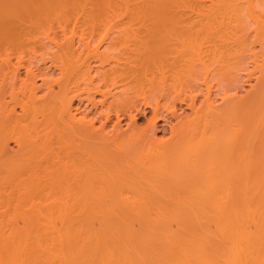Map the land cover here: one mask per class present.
I'll list each match as a JSON object with an SVG mask.
<instances>
[{
    "label": "bare ground",
    "instance_id": "6f19581e",
    "mask_svg": "<svg viewBox=\"0 0 264 264\" xmlns=\"http://www.w3.org/2000/svg\"><path fill=\"white\" fill-rule=\"evenodd\" d=\"M188 1L187 0H0V60H5V54L7 53V51H6V49H4V46L9 44L11 41H15L17 47L20 49L19 50L17 48V52L19 51V53H17V55L19 54V57H18V62H19L18 67L19 68H17V66L13 67V65H12V67H10L9 71L0 72V190H1L0 196H2L3 193L5 195V192L6 193L10 192V194L12 193V197L13 198L15 197L14 199L11 198V200H10L9 199L10 195L7 194V196L9 198L6 196V198L8 200L5 201V203H3V201L5 199L4 195H3L4 198L3 199L1 198L0 204L2 202L4 204V206H3L4 208H2V206L0 205V210L4 209L3 212L9 210L8 213L11 212V214L9 213V215L6 216V214H8L6 212V214L3 213L4 214V216L2 215L3 217L0 216V228L3 226V223L6 221L5 218L6 219L7 218L13 219L15 217H18L17 221L22 220L21 223L20 222L17 223L16 218L13 220L9 219L8 221H10V222L16 221L17 225H14L15 222L11 223L13 225L12 226L10 225L11 228H10V226H8L7 229L13 228V231L10 229H9L10 231L7 230L8 232L4 231V234H5L4 237H6V235H7L6 233L11 232V234L12 233L14 234V232H18V230L17 231L14 230L16 228V229H21L22 231L26 230L25 233H28V234H30V233L32 234L33 232L37 231L38 234L40 233V235L41 234H45V235L55 234L54 235L55 238H57L56 234L60 235L58 237L59 238L58 240L63 245L64 244H66V245L67 244H76L77 245V243L83 242V243H85V245H87V243H90V244H92L91 246L95 245L97 248H98V246L99 247L110 246L111 248L112 247H116V248L119 247L120 250L122 248V250L124 251L125 249H123V248H126V247L127 248H131V247H134V248L138 247L139 248L140 247V249H138V248H136V249L138 251L142 250V251H140V253H138V252H135L134 249L133 250L131 249L132 251H130V249H129V252H126L127 254H124L125 253L124 252L123 253L124 255H123V254H120V252H119L118 254H120V255L115 256L113 254V256L110 257V252L113 253L115 251V248H114L113 249L114 251L112 250L109 252V258L108 259L107 258H102V259L99 258L97 263L94 262V264H109L110 262H112L111 264H264V52L261 51L262 54H261V52H259L260 50L264 49V48H262L263 46L259 45V46H261L262 49L260 48V50H256L255 53L253 51L252 56L250 54V57L255 58L254 59L255 62L252 61V63H254L256 65L253 68H256V69L259 68L261 71V73H260L261 76L258 73L260 78L258 77V79L256 80V82L259 80L258 81L259 85L257 83L258 87H257L256 92L253 91L254 94L252 95V93H251L252 96H249V94H248L249 99L245 98L247 96H245V97L243 96V98H245V100L248 99V101L246 100L247 102L246 101L241 102L243 99V98L241 99L242 96L238 95L239 96L238 97L236 92H235L238 90L237 87L240 83V81H236L237 80V78H236L237 71L239 70V68H241V66H242L241 64H243V66L246 65V60H244V58L247 56L244 57V56H242L243 55L242 54L241 55L242 57H240V55H238L239 58L237 57L236 61L233 62L232 66H229L228 65L229 63L225 64V65H227V68H228V66L230 68L229 74H231V75L229 76V74H228V80H229V78H231V80H233L232 77L235 76L233 81H234V84L237 83L238 85L237 84L235 86L232 85V87H231L230 84H233V82L231 81V82H229V85H227V87L223 86L224 87V88H222L223 91L220 88V86H221L220 82L217 83V85L220 83L219 84L220 86L216 85L218 87V89L216 86L213 87V88L216 87L215 88L216 93H214L215 97L213 96L214 97L213 99L217 98L216 94L219 95L221 93L220 97H221V95H222V97L221 98L218 97L219 99H221V102H220L221 104H214L211 101V100H213L211 98H212V95H213L212 92L214 91V89L213 90L211 89L212 88L211 85L205 84V86L207 88V91H206L207 94H206L204 99L208 100V101L205 100V102H207L210 105V107H209L206 104L212 113L209 112L210 110L208 108H207L208 110L206 109L207 112L204 111L205 109L203 110L202 107H204V106H202V105H204L205 103L201 104V102H200L201 105L200 104H199V106L197 105V101H199L198 96H199V92L201 91L200 90L201 87L198 86L199 90H200L198 92V90H197L198 87H196V85H195V87L197 88L196 90H195V88H192L194 85H192V86L190 84L188 85L189 88L190 87L191 88L188 91H187V89L183 91V92L186 91L185 95H183L184 96L183 100H185V96H186V98L188 97L187 99H189L188 100L189 104L186 103L187 101L185 102V104H188V107L191 109V113H190V115L186 116L187 118L185 120L182 118V120H179L177 122V126L172 129V136H171V139L169 141L161 142L160 140H158L156 133H155L157 126H156V128L152 126V128H154L155 132L152 128H151L152 130L149 128V130H151L148 132L149 135L146 134V136H143L141 139H140L141 135H139L140 137L138 138V136H136L135 133H131L130 135H129L130 132L128 133L126 131H120L117 133L116 129H118V127L116 128V126L121 125L120 122H121V119L123 118V115L120 112H123L125 110L127 111V109H125L123 111H122V109H124L125 106L130 107L129 105L127 106V104H130L133 101H136L133 99V98H135V97H133L135 94L134 93L135 89L132 91L133 96L131 98L133 99V101L129 97V94L131 96L132 93L130 91L131 88L128 87L127 83H132V79L134 78V77L133 78L131 77V82L130 81L128 82V80H130L128 77L130 72L128 74H125V72L121 73V71H115L112 68L105 69V70L112 69V71L111 70L110 71H104V70L101 71L100 69L96 70V68H97L96 65H99V64H96V65H94L95 66L94 67L95 72L93 73V74H96L97 75L96 76V75L91 74V72H92V70H94V68L91 67L90 65L88 66V64L91 63V62H89V63H87V67L85 66L83 71H79L80 74L77 73V74H79V76H77L76 73H75L76 75L74 74L75 77L77 76L78 78L76 79L74 76L71 75L73 77V79L74 78L75 79L71 80L72 83L67 84V83H65V81H68L71 78L70 76H68L67 73L70 72L69 64L70 63L72 64V62L71 61L68 62L69 59L67 60L66 57L67 56L69 57L72 53V52L70 53V51H71L70 48H72V47L74 48V46L71 45V42H74V41H72V38H71L72 35H70V37H68V39L71 40L69 43L70 45L66 44L67 40L66 41L62 40V45H64V46H65V44L69 45L68 49L70 51L64 50V49H66L65 48L66 46L64 48H62L63 46H60L61 45L60 40L62 38L58 39V41H56L54 38L50 37V38H52V40L54 39V41H56V42H52L49 39L50 40L49 43H45V41L49 38L48 36H47L48 38L44 37V40L39 39L41 37V35H43L42 32L45 31L44 29L47 28L51 24V23L50 24H48V23L52 20L54 22V18L55 17L57 18L59 15L61 16V19H64L62 22V23H65L64 25L72 26V24H74V23H75V25L82 24L81 26L80 25L76 26V27L80 26V28L83 27V25H88V26H90V28H89V31H90V29L92 27L91 25L95 24V26H93V27H96V24H98L99 22H100L99 25L100 24H102V25L107 24L106 20H105V23H103L104 19L106 18V14H107L106 19H108V20H109V17L112 16V12L115 13L114 15H116L117 13L121 14V15L118 14L117 15L118 17L124 16V13H126L128 15L130 14L131 17L129 16L128 19L129 18L130 19L129 20L127 19V20L131 25H132V22L134 23V21L140 22L141 24L142 23L143 24L148 23L150 28L147 27V25L145 24L146 28H149V29H148L147 35H146V33L144 34V36L146 35V37L144 39L142 38L143 41L145 40L146 41L145 43H147V45H148L147 50H145V51H147V53H148L147 59H149V61H150V65H149L150 68L149 67H147V68L150 71H154V72L157 70H160V71H157L158 72L157 74H159V73L161 74L162 69L165 71V68H167V66L169 65V64L166 65V62H165V64H162L163 63L162 62L163 57L164 56L166 57V54L163 55L164 54V50H163L164 45H162V42L164 41V39L166 37H168L167 33L165 32L164 29L165 28H166V30H167V28L172 29L171 27H168V24H171L172 27H173L172 24H174V27H176L175 26V24H176L177 27H180V28H181L182 24H184L183 28L185 27V21L187 20V17H185V16L188 14V12H189L188 10H190V7H189L190 4L187 3ZM190 1H192V0H190ZM190 1H189V3H191ZM200 1H198V2H200ZM194 3H195V0H194L193 4ZM200 3H201V6L203 7L204 10L206 7L210 8V9L212 8L213 10H214V8L217 7V9H218V10L216 9L217 11L221 10L218 7H224L225 10L230 9V11H231V9H232V11L235 9L234 12H236V10H237L238 11V13L236 14L237 16L235 15L234 12H233V14H230V15H232V18L234 15L236 17H238V19L234 18L236 20L235 21L236 24H237V21H239L240 24L244 23L245 21H247L246 18H248L250 16L249 13L247 14L248 17L244 16L245 15L244 13L246 11H248L244 8L245 6L249 9L250 13L252 12L250 10L258 9L259 12L264 10V0H202ZM186 5H188V6L185 7ZM195 5H196V3H195ZM195 5H191V9H192V6L195 7ZM199 6H200V4H199ZM196 7H195V9H196ZM183 8H184V10H185V8H189L188 10L186 9L188 11L187 14L185 13L186 10H185V12H183L186 15H184L181 12L183 10ZM242 8H244L245 12H244V10H241ZM260 8L263 10H261ZM197 9L200 12H202V14L205 13V11H201L199 7H197ZM210 9L209 10L206 9L207 12L210 11ZM213 10H212V13L210 12V14H208L206 12L207 20H208V17H210L209 15L213 14ZM216 10H214V11H216ZM222 10H223V8H222ZM109 11H111V16H108ZM192 11L194 12L196 10H194V8H193V10H191L189 12L188 19L189 20L192 19V21H193L194 14H192V16H193L192 18H189V17H191L190 13H192ZM197 11H196V13L198 14ZM230 11L228 13H230ZM239 11L241 12V14H244V15L242 16ZM242 11L244 13H242ZM180 12H181V15L183 14V17L179 14ZM226 12H227V10L223 11L221 13L217 12L215 14L216 15L219 14V16H220L221 14H224V13L226 14ZM256 13L254 12V15ZM263 13L261 12L260 16H261V14L264 15ZM215 14H213V15L216 17ZM226 15L228 16V14H226ZM226 15H224L225 19H226ZM257 15L259 16V13H257L256 16ZM199 16L198 15L196 16L197 20H198ZM204 16H205V14H204ZM214 16H212L211 18H213ZM219 16H217L218 18H216V20H214L215 17L212 20H214V21L219 20V22H221V21L224 22L225 19L222 17L223 15H221L220 18H219ZM260 16L259 17L254 16L255 18H257L256 22L254 21V23H257V29H255L256 28L255 24H254L255 27L253 28L256 31V35H255V33H253L255 35V37H254V35L251 36V34H249L251 31V28H248V27H250V24L253 22V21L249 20V19H253V14H252V18L250 16V18H248L249 21H247L249 23V25L246 24L247 22L242 24L244 27H246L245 31H248L250 29V31H248L249 33L248 32L244 33L243 26H241L242 30H240V31L241 32L243 31V33H240L238 31H237L238 34L240 33L241 35H238L236 33V35L239 36V39L241 38V40H244V38H242L243 34L244 35L249 34V36H250V37H248L249 42H250V38L252 37V38L259 40V42L262 41L264 43V18L262 16L261 17ZM103 17H105V18H103ZM125 17L127 18V16H125ZM125 17H119V18L120 19L123 18L122 21H124ZM196 17H195V21H196ZM201 17L203 18V15L200 16V18ZM206 17H204L205 19L201 18L200 20L206 21ZM242 17H245V19L242 20ZM114 18H115V16H114ZM184 18H186V20ZM211 18H209V20H211ZM220 19H221V21H220ZM56 20H58V18ZM110 20H113V17L110 18ZM117 20H119V19H117ZM189 20H187V21H189ZM209 20H208L209 24L212 25V23ZM229 20L231 23L234 21V20L233 21L231 20L230 16H229ZM122 21H121V25L122 24H125V25L128 24V22L122 23ZM202 21H201V27L203 25L202 23H204L205 26L208 24V22H207V24H205V22L204 21L202 22ZM225 22H229L228 19ZM67 23H69V24H67ZM110 23H111V21H110ZM110 23H109V25H110ZM180 23H182L181 26L180 25L178 26V24H180ZM196 23H194V25H197ZM52 24H51L52 26L56 27V25L54 23H52ZM89 24H91V25H89ZM115 24H120V22L119 23L116 22ZM190 24H191V22H190ZM215 24H218V23L214 22V25ZM219 24L215 25V26H218L219 28L222 29L223 28V26H221L222 23L220 25L221 27L219 26ZM226 24H228V23H226ZM232 24H231V26H232ZM236 24H233V25L240 27V25H236ZM99 25H97V26L98 27L102 26V25H100V26ZM214 25H212V26L214 28H216ZM229 25H230V23H229ZM245 25H247V26H245ZM45 26H47V27H45ZM88 26L86 28H88ZM115 26H118V25H115ZM59 27H60V25H59ZM62 27L64 29L63 25H62ZM62 27L60 29H62ZM40 28H42V29L44 28L43 31L40 32L41 34L38 33L39 32L38 29L40 30ZM51 28L53 29L54 27H51ZM67 28L65 27V29H67ZM188 28L190 29V27H188ZM188 28L186 29V31L188 30ZM194 28H196V27L194 26ZM203 28L204 29L201 28L202 32H203V30H205V27H203ZM247 28H248V30H247ZM82 29H84V28H82ZM179 29L178 30L175 29V31H179ZM55 30H56V28H55ZM94 30H95V28H94ZM98 30H100V28ZM173 30L174 29H172V31ZM191 30H193V28H191L190 31ZM197 30H199V29L197 28ZM197 30H196V32H197ZM46 31H47V29H46ZM56 31H58V29ZM60 31H62V30H60ZM83 31L86 32V30H82V33H83ZM96 31L97 30H95V32ZM124 31L125 30H123V32H122V30H121L122 34L124 33ZM175 31H173L172 32L173 34L170 35L171 38L174 37ZM211 31H212V29H211ZM63 32H64V35H66V33H65L66 31L63 30ZM91 32H93V29ZM118 32H119V34H117V35L122 37L123 35L120 33V31H118ZM181 32H182V30L180 31V33L178 32V34H181ZM188 32H189V30H188ZM43 33H46V32H43ZM57 33H58V35L62 34L59 32H57ZM82 33L80 32V35H77V36H82V39L84 38V40H82V41H83V43H85V47H87L90 45V42L87 41V40L90 41V39H86L88 36H90L89 32H88V36L86 38L84 37V35H81ZM99 33H100V31H99ZM194 33H195V31H194ZM219 33L221 34L222 31H220ZM225 33H223V34H225ZM37 34H39L40 37L37 36ZM47 34H49V33H47ZM74 34H77V32ZM178 34H176L177 37H178ZM186 34H188V33H186ZM192 34H193V32H192ZM223 34H221L222 35L221 40L226 35H227L226 37H228V34H225V35H223ZM54 35H55V33H53V37H57L56 36L57 34L55 36ZM93 35L94 36L92 38V41L97 42V39L93 40L94 37L97 38V36L95 35L94 32H93ZM165 35H166V37L164 38ZM50 36H51V33H50ZM67 36H65V37L67 38ZM106 36H107V34H106ZM176 36H175V38H176ZM190 36H191V34L188 35V37H190ZM194 36H195V34H194ZM199 36H200V34L198 35V37ZM91 37L92 36H90L89 38H91ZM109 37H110V41H111L110 44L112 45V42H114V41L111 40V36H109ZM141 37H143V36H141ZM58 38H60V37H58ZM73 38H75V37H73ZM113 38H115V37H113ZM122 38H120V40ZM171 38H169V40ZM175 38H173V39L175 40ZM186 38H185V35H184V38H183V36L181 37V42L184 45H187L189 43L186 40ZM195 38L196 37H194V39ZM189 39L190 38H188V40ZM194 39H192L194 41V42L192 41V43L195 44V41H197L198 38L196 40H194ZM255 39L253 41H255ZM38 40H41V42L44 41V43L48 45L49 49H47V46L45 44L42 45V43L40 41L38 44ZM114 40L117 41L116 39H114ZM179 40H180V38L177 40V43L180 42ZM104 41H105V39H104ZM225 41L226 40H224L223 42H225ZM246 41H248V40H246ZM57 42H58V44H57L58 47L56 48L55 45ZM64 42H65V44H63ZM86 42L89 43V45ZM118 42H119V40H118ZM170 42L168 44H171ZM181 42H180V44H181ZM256 42L258 45L259 42L258 41H256ZM52 43L55 44L54 48L51 45ZM76 43H77V41H76ZM83 43H80V44L84 45ZM114 43H113V46L117 45V44L114 45ZM140 43H141V41H140ZM172 43H173V41H172ZM30 44H32V45L29 46ZM110 44H108L109 49L111 46ZM141 44H140V46H141ZM183 44H181V45H183ZM246 44L248 45L249 43H245V45ZM250 44H251V42H250ZM50 45L52 48H50ZM95 45H96V43H95ZM95 45L93 48V44H92V48H93L92 50L89 46V47H87V49H89V50L84 49L85 48L84 47L83 51L84 50L85 51L84 52L81 50L80 51H81V53L87 52L89 54L88 57L90 56V53H91L92 54V56L90 57L91 59H92L93 55H95L99 59H103L102 58L103 54L104 53L107 54L106 51L109 50V49H107V44H106V50H103V54H102V51L99 50L100 43H99V46L97 45L96 47H99L98 50L100 51L101 54L98 52V50H96L97 48H95ZM122 45H126V44H122ZM190 45L191 44H189V46ZM218 45H217V48H218ZM27 46H28V48H26ZM173 46H174V44L172 45L171 48H173ZM176 46L177 45L175 44V48H176ZM214 46L216 48L215 43L212 47H214ZM80 47L82 48V46H80ZM115 47L117 48V46H115ZM182 47H184V46H182ZM212 47H209V49L210 48L212 49ZM55 48L57 51L51 50V49H55ZM58 48L61 49L62 51L63 50L65 51V52L63 51V55H64V53H65V55L67 54L65 56L66 63H65V59H63V56L61 57L63 60V61L61 60V62H60V60L57 61L58 58L57 59L55 58L56 56L58 57V55H60V54L62 55V53L58 52V51H60ZM73 48H72V50H73ZM113 48L111 47L112 50H109V51H111V53H109V51H108V53L111 56L113 54L112 57L115 58L114 56L116 54L114 55V53H116V52L118 53L119 48L117 49L118 51L113 50ZM167 48L169 49L170 47L167 46ZM167 48L165 49L166 50L165 53L169 51V50H167ZM217 48L216 49L213 48L214 51L220 50V52H221V49H219L220 47L218 49ZM223 48H225V47H223ZM76 49L77 48H75L74 51H76ZM184 49H185V47H184ZM29 50H30V52L31 51L32 52L30 53ZM37 50L40 51L39 54H36L38 52ZM180 50H183V49L179 48V53H180ZM249 50H250V48H249ZM254 50H255V48H254ZM114 51H116V52H114ZM174 51L175 50H172L171 52H174ZM247 51H248V49H247ZM257 51L261 55V57L259 59L257 58L259 56V54H256V53H258ZM171 52H170V54H171ZM190 52H191V49H190ZM220 52H219V54H223L224 56L228 55V54L225 55L226 50L224 53V49H222V53H220ZM28 53H30V54H28ZM78 53H80V52H78ZM120 53H118L117 56H120L121 55ZM187 53H188V50H187ZM227 53H229V52H227ZM251 53H252V51H251ZM32 54H34L35 56L40 55L41 59L42 58L44 59V56L47 58V55L48 56L50 55L51 56L50 58L52 60V61H50V63L52 64L53 67L55 66L54 69H56V67H60L61 73L64 71L65 72L68 71L67 73L64 72L66 74V77L61 78V80H60V78L58 79L57 77L54 78L55 75L53 76V71L51 70L52 66H50V64H49V65H46V66H48L47 68H44L43 66H41L44 62L41 64L42 61L41 62H39L40 60L37 61L36 57H34ZM72 54H75V53H72ZM170 54L167 53V55H170ZM184 54H185V52H184ZM184 54L181 52L182 56H184ZM206 54H209V53H206ZM217 54L218 53H216V55H215L213 53L212 55L213 56L215 55L216 57L219 58V55H217ZM254 54H256L258 56H254ZM145 55H146V53H145ZM181 55H180V57H181ZM188 55H190V53H188ZM71 56H74V55H71ZM78 56H77V59H78ZM85 56L83 54L82 59ZM99 56H101V58ZM106 56L108 57L109 55H106ZM208 56H210V55H208ZM210 57H211L210 61L213 62V60H212L213 57L212 56H210ZM216 57L214 58V60L216 59ZM222 57H221V59H222ZM230 57H231V55H230ZM232 57H236V56H232ZM59 58H60V56H59ZM74 58H76V56ZM98 58H96V60H98L101 63V60H99ZM106 58L103 60L104 61L109 60L110 57L107 59ZM167 58H168V56H167ZM184 58L182 57V60ZM188 58H187V60H188ZM242 58L245 61V64H244V62H242ZM247 58H249V56ZM82 59H80V60H82ZM128 59H130V58L128 57ZM230 59H232V58H230ZM84 60L85 59H83L82 64L85 63ZM110 60H111V58H110ZM177 60H178V58H176V61ZM251 60H252V58H251ZM44 61H45V59H44ZM47 61H48V58L46 59V62ZM127 61H130V60H127ZM179 61H180V58H179ZM183 61L181 63H183ZM220 61L222 62V60H220ZM232 61H233V59H232ZM38 62L40 64H38ZM57 62H60L62 64L60 65V63H59V65H58ZM190 62H191V60H190ZM221 62H220V64H221ZM230 62H231V60H230ZM36 63L40 66H38ZM48 63H49V61H48ZM187 63H185V64H187ZM170 64H171V61H170ZM176 64H177V66L180 65L178 63H176ZM176 64H175V66H176ZM188 64H190V63H188ZM44 65H45V63H44ZM66 65H68V66H66ZM72 65L74 66V64H72ZM102 65H103V62H102ZM163 65L166 67L163 68ZM223 65L224 64H221V66H223ZM230 65H231V63H230ZM233 65H234V67H233ZM73 66H71V67H73ZM77 66H78V64H77ZM243 66H242V68L244 69ZM82 67H84V65H81V68ZM88 67L92 68V70L89 71L90 69ZM145 67H146V65H145ZM182 67H185V65ZM13 68H16L17 70L18 69L19 70L18 71L16 69L13 70ZM147 68H146V71H148ZM170 68H172V67H170ZM174 68H172V71L173 70L176 71V67H174ZM216 68H217V66H216ZM219 68L220 67L217 68L218 71H219ZM21 69L24 71V74H21V73H23L20 71ZM73 69L75 70V67ZM130 69H131V67H130ZM177 69H179V68L177 67ZM188 69H190V68H188ZM256 69H255V71H256ZM50 70L52 71L51 72L52 73L51 78L49 77L51 74V73H49ZM74 70H72L73 71L72 73L78 71L77 69H76L77 71H74ZM79 70H80V67H79ZM214 70H216V69H214ZM225 70H226V67H225V69H221V71H225ZM235 70H236V72H235ZM258 72H259V70H258ZM64 73L61 75L65 76ZM163 73L165 74V72H163ZM232 73H234V74H232ZM244 73H242V74H244ZM157 74L155 72L156 78H157ZM249 74H246V76H248ZM147 75H149V74H147ZM153 75H154V73H153ZM67 77L69 79H66ZM146 77H144V78L146 79ZM149 77L154 78V76H149ZM158 77H159V75H158ZM256 77H257V75H255V78ZM64 78L66 80H64ZM38 81H40L41 83H38ZM143 81H146V80L143 79ZM143 81H141V84ZM153 81H151V83ZM156 82H158V81L157 80L154 81V84H151V85L154 86L156 84ZM224 82H226V81H224ZM134 83H136V81ZM223 83H222V85H223ZM124 84H125L126 88L128 87L130 89L127 88L129 91L126 89H121V92H123V90H124V96H122L123 93L121 94V92L119 91L120 89L118 90L120 92L119 95L123 97L121 99V101L124 100L123 102H120V100H118V99H120L119 98L120 96L116 95L117 92L115 91L116 90L115 87H118L121 85L123 86ZM55 85L58 86V91H56L54 89L56 87ZM131 85H133V84H131ZM139 85H140V83H139ZM142 85H144V84H142ZM145 85L148 86L147 84H145ZM228 86H230L229 89L230 88L233 89L234 87H236V90H234L235 88L233 89L235 94H236V95L234 94L235 97L232 96L233 95L232 93H230L232 89L229 90ZM143 87H142V90L144 89ZM42 88L43 89L46 88L47 90H43ZM113 88L115 89L114 90L115 95L117 97L119 96L118 98L117 97L115 98L114 93L111 92V90ZM139 88H141V87H138V89H137L138 91H139ZM167 88H166V90H167ZM41 89L43 91H46L44 93H46V97H48L49 99L46 98L45 96L43 97V95H45L44 93L42 94V96H40L41 94H39V91ZM156 89L158 90V87ZM156 89H155V91H157ZM159 89H160V87H159ZM150 90H152V89H150ZM169 90H171V91H169V93L172 92V89H169ZM233 90H232V92H233ZM126 91L129 94H127L128 96H126V99H125ZM187 92H188V94H186ZM197 92H198V94H197ZM150 93H152V92L150 91ZM159 93L158 92L154 93L153 96H155V94H157V96H158ZM180 93L182 96V92H180ZM49 94H50V97L47 96ZM109 94H111V96L113 95L114 98L112 97V99L115 100V103L120 102L119 107L114 106V104H115L114 101H113V103H110V101H111L110 100L109 101L110 104L107 102V98L110 97ZM162 94H160V96ZM167 94H165V95H167ZM176 94L178 97L179 93L176 92ZM201 94H202V91H201ZM150 96L151 95H149L148 98H150ZM153 96H151V97H153ZM157 96H155V98H158ZM169 97H170V95H169ZM175 97L176 96H174V98ZM7 98H9L8 101H7ZM146 98H147V96H146ZM235 98L237 100H238V98H240L241 101H237ZM85 99H87L86 101L88 102V104H87V102L85 104V107H87L88 110H86V108H82V106L84 107V100ZM150 99L153 100V98H150ZM204 99L202 101H204ZM76 100L79 101L78 102L79 105H76L77 107L74 108L73 103ZM176 100H178V99H176ZM179 100L181 102L182 99L180 98ZM165 101H166V99H165ZM165 101H164V104H165ZM213 101L215 102L216 100H213ZM57 102H59V105L57 104ZM106 103H108V105ZM134 103L135 102H133V104ZM145 103H147V102H145ZM149 103H151L150 106L154 103V107L152 106L151 108H153V110L156 111V112L154 111V114L156 113V115H157L159 112V111H157V109L161 108L163 103H160V102L158 103L156 101L155 102L154 101L149 102ZM155 103H156V106H155ZM173 103H174V101H173ZM159 105H161V106L159 107ZM168 105H169V107H167V109L170 108L169 103H168ZM99 106H101V109L99 108ZM117 107L119 109H117ZM18 108H20L19 110L21 113H18L19 112ZM81 108H82V110L85 109L84 111H86L88 113H85V115H83L84 111H81ZM172 108H174V106ZM130 109L132 110V108H129L128 110L130 111ZM170 110H171V108H170ZM137 111H139V110H137ZM176 111H177V109H176ZM82 112H83V114H81L82 115L81 118L79 117L76 120V124H77V122H81V121H83V122H81V124H79L80 127H78V128H75L76 125H74V126L72 125V127H74V128H72L70 126L73 129V133L71 132L72 134H69L67 131L70 127H68V129L66 128L67 130L65 129V127H66L65 123L66 122L65 123L63 122L62 117L65 119H66V117L73 118V117H75L76 114H79ZM113 112H115L117 115L116 116L117 122L115 124V128L113 129V131L116 130V132L112 135H109L108 132H110V131L107 129L108 132H106V129H103V128L104 127L107 128V126H105V125H107V123L112 119L111 116L115 115V113L113 114ZM168 112H170V111H168ZM208 112L210 113V115H207ZM90 113H94V114L96 113V115L100 114L99 117L101 115L102 116L104 115L105 119H103V120H105V122H103V125L100 129L97 127L98 125L96 126V124H95L96 120L95 119L91 120L93 117H91V119H90V116L88 115ZM123 113H126V112H123ZM86 114L89 117L86 116ZM119 114L122 115V118H120ZM129 114H132V113H129ZM102 116H101V118H104ZM172 116L175 117L177 115L174 114ZM87 117L89 118L87 120H90V122L86 120ZM58 118H60L62 121H59ZM76 118L77 117H75V119ZM133 118H134V116L132 117V119ZM177 118H178V116H177ZM67 119H66V121H67ZM48 121H50L52 125H50ZM132 121H134V120H132ZM235 121H240L239 126L241 125V128L237 126L240 129L234 130V128H233L234 124L233 123ZM87 122H89L90 124L87 125ZM47 124H49L48 128H49V126H52V127H50L51 128L50 132L48 129L49 133L45 132V130L47 131ZM66 124H68V123H66ZM150 124L156 125V124H153V121H151ZM148 126L151 127L149 124H148ZM147 128H146V130L148 131ZM119 129H121V127H119ZM146 130H145V132H146ZM111 132H112V130H111ZM125 132L128 134H126ZM134 134H135V137H137V139H139V140L134 139L136 142L133 140ZM148 136H149V138L151 137V139H149V142L147 141ZM42 137H44V138L46 137L47 141H49V137L51 138L50 139L51 142L49 143L50 146L52 145V141H54V139L61 141V144H59V141L55 140L54 141L55 144H56V142H58V144H59L57 146L58 148L56 146L55 147L51 146V148H55V149L57 148V149H60L59 151H63V152H59L57 149L56 150L58 152H56L55 149H51V148L49 149L50 151L48 149H45V147H43V143L48 144V142L44 141L46 139H44ZM144 137H147V138L144 139ZM41 139L43 140V143H40L42 141ZM152 139L153 140L155 139L156 142L153 141ZM235 139H236V143L238 144V142H239L241 144V146H242L243 141L246 145L250 144L252 142L251 143L252 145H250V146H252L253 148L250 146L248 147V145L245 146V144H243V145L245 147H247L248 149L252 148L254 161L252 160L253 156H252V159L250 161H252L256 164V165H254V166H256L254 168V166H253L254 163L252 164V162H251V164L253 166L252 168H254L253 169L254 171L252 170L253 173L248 174V172H247V175H245L246 172H242L244 169V168L242 169V165H244V162L242 164L241 160L243 158L244 159L243 161H246V158H248L246 156L243 157L242 154H244L243 152L248 153L249 152L248 150L243 151V152L240 151L242 154L237 153V154H234L233 157L231 156L234 150L232 149L230 144L232 141H235ZM150 140L155 142V144H152V142ZM133 141H134V143H133ZM54 142H53V145H54ZM11 143H14L15 146H17V149L15 151L12 150ZM60 145H64V146H60ZM232 146H234V145H232ZM238 146H239V144H238ZM244 146L242 147L243 149H245ZM61 147H64V149L62 148V150H61ZM238 149H237V151H238ZM231 150H233V151H231ZM235 151H236V149H235ZM250 155H252V154L250 153ZM229 156H231V158ZM247 160L248 161H246V162L248 165L249 158ZM240 164H242V165H240ZM245 166H246V164H245ZM246 168H249V167L247 166ZM245 171H247V169ZM44 185H45V187L47 185L48 189L51 187L53 190L49 191L51 193H48V190L46 191L47 193H45L42 191V189L44 191L46 189L42 188L41 191L47 195L51 194V195H49L50 197L52 196V193H53L54 194L53 196L56 197L57 199L58 198L60 199L58 192L60 193L61 198H62V196L64 198V195H62V194H65V192L63 193V189H64L66 191V194H65L66 197L64 199L65 201L67 199L66 203H63L64 202V201H62L63 198L60 199L62 201L61 202L60 200H56V198L53 199V197L52 198L49 197L50 199H52V200L49 199L52 202L51 203L52 205H49L50 204L49 200L46 203V205L44 204L45 202L41 203V201H44V200H40L41 198H39L40 201L37 202V200H36L37 195H35V194L39 191V187H41V186L44 187ZM2 190H5V191H2ZM56 190L57 191L59 190V191L57 192ZM55 192H57L58 195ZM40 193H39V195H40ZM15 195H17V196H15ZM34 196H35V199H34ZM44 197H45V195H44ZM7 202L10 203V204L8 203V205H7V207H10V209L5 210V209H7V207L5 206V204ZM59 202H61V203H59ZM10 222H8V223L10 224ZM4 226H7V225H4ZM1 229H5V227L4 228L2 227ZM32 230H35V231H32ZM22 231L18 232V233H22ZM39 231H43V232H39ZM2 232H3V230H2ZM2 232H0V233H2ZM37 232H35V233H37ZM23 233L21 234V237L23 236ZM25 233H24V235H25ZM2 234H1V237H2ZM11 234L9 236H11ZM28 234H26L23 237H26ZM162 234H165V235L163 236ZM183 234H186L185 236H187V234H189V236L186 237L188 239H181L180 236L181 235L183 236ZM191 234H192V236H191ZM194 234L195 235H203L205 238H202L203 236L202 237L199 236L200 238H198V236H195ZM15 235H16V233H15ZM80 235H85L87 237H85V238L83 237L82 240L80 238L79 239L76 238L77 236L80 237ZM158 235L159 236L162 235V237H158ZM166 235H168V236L173 235V236H169V238H167V237L165 238ZM174 235L175 236L178 235V238L175 239ZM193 235L197 238H194ZM13 236H11V238ZM31 236L29 235V238ZM45 237H43L42 239H44ZM48 237H49V235H48ZM18 238L19 237H17L18 241L21 240V242H23L26 240L25 242H27L26 238L25 239L22 238V239H24L23 241H22V239H18ZM36 238H37V236H36ZM52 238H53V236H52ZM172 238H173V241L176 243L178 241L180 242V240L185 241V244L183 246L184 248H182V246H181V248L178 246L179 249H182L181 252L184 251L183 253H185V256H183L181 254V256L184 257V260L181 259L182 257L181 258L179 257L181 260H179L178 257H177L178 260H176V259H173L174 257L171 258L170 256L166 255V253H165L166 250L169 251L168 248H170V246L172 245L171 244ZM183 238H185V237L183 236ZM6 240L7 239H5V242H6ZM30 240H32V238L28 239V241H30ZM46 240H47V238H46ZM58 240H56L57 243H56V241H53V242H55L53 244H55V245L57 244V246H58ZM165 240L168 242L170 240V243H168L169 246L165 245V243H166ZM44 241H45V239H44ZM50 241H52V240H50ZM159 241L160 242L164 241V247L158 246V245H160V243L157 244V242H159ZM11 242H12V240H11ZM21 242H20V245H21ZM31 242L33 243L34 241L32 240ZM40 242L41 241L39 240V244H37V247H38V245L40 246ZM174 242H173V244L176 245V243H174ZM45 243L48 245L47 242H45ZM50 243L51 242H49V244ZM152 244H157V246L160 248H163V250H164V248H167V247L168 248L162 252H159V250H158V252H155V253H163L164 252L165 253L164 255L163 254L154 255L153 251H152L153 254H147L148 252L150 253V251H149L150 249L147 250L148 252L146 254L141 253V252H145L146 249H144V248H147L148 246L151 247V249H153V248L155 249V247H152ZM179 244L183 245V243H179ZM193 244L197 246L196 249L200 248L201 252H199L200 250L198 252L192 251V250H195L194 249L195 247L193 248V246L190 247L189 245H193ZM20 245H18V246H20ZM24 245H26V244L24 243ZM28 245H30V243L29 244L27 243L26 247H28ZM161 245H163V243H161ZM41 246L43 247L42 249H44V246L43 245H41ZM71 246L73 247L75 245H71ZM145 246H147V247H145ZM188 246L192 249L189 250ZM50 247L52 248V246H50ZM62 247H60V248H62ZM20 248H18V249H20ZM33 248H35V247H33ZM56 248H58V247H56ZM171 248L173 249V245ZM107 249L110 250V248H107ZM76 250H77V248H76ZM83 250L87 251V249H82L83 253H84ZM100 250H102V252H104L103 248H101ZM202 250H205V251H202ZM206 250L207 251L210 250V251L206 252ZM65 251H66V249L64 250V252ZM106 251H105V253H106ZM156 251H157V249H156ZM174 251H176V253H178L177 251H179V250L177 249ZM174 251H172V252L174 253ZM27 252H28V250H27ZM70 253H72V252H70ZM88 253H89V255L91 254L90 251ZM68 254H69V252H68ZM167 254H169V252H167ZM27 256H29V255H27ZM52 256H53L52 258L54 259V255H52ZM67 256H68V258H67ZM67 256H66V258L64 257V261L69 262L68 264H72L75 261V259L73 257L69 258L70 255H67ZM86 256H87V254H86ZM105 256H108V255H105ZM81 257H82V255H81ZM90 257H92V256H90ZM90 257H87V258L85 257V259L88 260V258H90ZM38 259H39V263L37 262V264H40L43 262V261H41L42 259H40L39 257H38ZM38 259L36 261H38ZM72 260H74V261H72ZM77 260H78V258H77ZM91 260H90V262H91ZM23 261H24V259H23ZM28 262H29V260H28ZM76 262L78 264H80V261L79 262L75 261L73 264H75ZM61 263H63V262L61 261ZM83 263H81V264H83ZM34 264H36V263H34Z\"/></svg>",
    "mask_w": 264,
    "mask_h": 264
},
{
    "label": "rangeland",
    "instance_id": "374dc122",
    "mask_svg": "<svg viewBox=\"0 0 264 264\" xmlns=\"http://www.w3.org/2000/svg\"><path fill=\"white\" fill-rule=\"evenodd\" d=\"M188 1V0H187ZM190 1V0H189ZM189 1L187 2L188 4H190L189 5V7H190V10H188L189 8H185V10L187 9L189 12L191 11V10H193V8H194V10H198L197 9V7H199L200 8V10L201 11H205V16H204V14H202V12H200L199 10L197 11L198 12V14L196 13V11H192V13H190L191 14V17H189V18H192L193 16H192V14H194V19H193V21H192V19L191 20H189L188 19V16H189V12L186 10V12H185V10H184V8H183V10L181 11L182 13L183 12H185L186 14H187V12H188V14L186 15V14H184V15H186L185 17H187V20H189L190 22H191V24H190V22L189 21H187L186 20V18H184L186 21H185V27L183 28V25L184 24H182V23H180V24H178V26L180 25L181 26V24H182V26H181V28L180 27H177V25L175 24V26L177 27H174V24H172L173 25V27L171 26V24H168V27H171L172 29H174L173 31H175V29H181L182 30V32H181V34H178V32L180 33V29H179V31H175V33H174V37L173 38H175V36H176V34H178V37L176 36V38H175V40L173 39V38H171L170 37V35H172L173 33V31H172V29H170V28H167V30H166V28L164 29L165 30V32L167 33V36L168 37H166V35L164 36V41L162 42V45H164V48H163V50H164V54L163 55H165L166 54V57L164 56L163 57V59H162V64H165V62H166V65H168L167 66V68H165L166 66H164L163 65V68H165V71L162 69V73L160 74H157L158 72L157 71H160V70H157V71H155L156 72V74H157V78H156V76H155V72L154 71H150L147 67H149L150 68V61H149V59H147V57H148V53H147V51H145V50H147V43H145L146 41L144 40L143 41V39L146 37V35H147V32H148V29L150 28L149 27V25H148V23H140V22H136V21H134V23L132 22V25L128 22V20L130 19H128V17L130 16L131 17V15L129 14H126V13H124V16H119V17H125V16H127V18L125 17V19H124V21H122L123 20V18L122 19H120L117 15L119 14V13H117L116 15H114L115 13H113L112 12V16H111V11H109V13H108V16H111V17H109V20H110V18H112L113 17V20H110L111 21V23L113 22L114 24L117 22V23H119L120 22V24H115V25H118V26H115L113 23L111 24L110 23V21L108 20V19H106L107 18V14H106V18L105 17H103V18H105L104 19V22L103 23H105V20H106V23L109 25V23H110V25L108 26L107 24H105V25H102V24H100V25H102V26H100L99 25V23L98 24H96V27H93V26H95V24L94 25H91V24H89V25H91L92 27H91V29H90V31H89V28H90V26H88V25H83V27H81L80 28V26L82 25V24H77V25H80V26H78V27H76L77 25H75V23L74 24H72V26H70V25H68V26H66V25H64L65 23H62L63 22V20L64 19H61V16L59 15L57 18H58V20H56L55 18H54V22H53V20L52 21H50L48 24H52V23H54L55 25H56V27L55 26H52L51 24V26L49 27L48 25V27L47 26H45V27H47V28H43L45 31H43V29L42 28H40V30L38 29V33H40V32H46V33H43L42 32V34L43 35H41V37H40V35L39 34H37V36H39L40 38L39 39H43L44 40V37L45 38H48L46 41H45V43H49L50 42V40L52 41V42H56V41H58V39H61L60 40V43H61V45L60 46H63L62 48H64L65 46V48L66 49H64V50H69L68 48V46L70 45L69 43H70V39H68V37H70V35H72V41H74L75 43H76V41H77V43L75 44L74 42H71V45H73L74 46V48H73V50H72V48H70V53L72 52V53H75V54H72L71 53V55H74V56H71L70 54V56L68 57H66L67 58V60H68V62L69 61H71L72 62V64H74V66L70 63L69 64V69H70V74L69 73H67L68 71H64L65 73H67L68 74V76H70L71 78L69 79L68 77L66 78V79H69L68 81H65V83H67V84H69V83H72L71 82V80H74L75 78L77 79L78 77L77 76H79V74H80V72L79 71H83V69L85 68V66L87 67V63H89V62H91V63H89L88 64V66L90 65L91 67H95L94 65H96V64H99V65H96L97 66V68H96V70H98V69H100L101 71H112V69L113 70H115V71H121V73H123V72H125V74H128L129 72H130V74H129V79L130 80H128V82L130 81L131 82V77L133 78L132 79V83H127L128 84V87H130V88H128V89H130V91H131V96H130V94L129 93H127V91H126V93H125V99H126V96H128L127 94H129V97L131 98L132 96H133V90H134V96L133 97H135V98H133L134 100H136V101H133V99L131 98V100L133 101V102H135L134 104H133V102L132 103H130V104H127V106L129 105L130 107H124V109H122V111L123 110H125V109H127V111L125 110V111H123V112H126V113H123V112H120V113H122V115H123V118H122V115L121 114H119L120 115V118H122L121 119V125L120 126H116V128L118 127V129H116L117 130V133L118 132H120V131H126V132H130L129 133V135L131 134V133H135L136 134V136H138V138L140 137L139 135H141V137H140V139L143 137V136H146V134H148L149 135V131H151L152 129L154 130V128H152V126L153 127H155L156 128V126H157V129H156V132H155V130H154V132L156 133V136H157V138H158V140H160L161 142H166V141H169L170 139H171V136H172V129L173 128H175L176 126H177V122L179 121V120H182V118L185 120L187 117L186 116H188V115H190V113H191V109L188 107V100L189 99H187L186 98V96H185V100H183L184 99V96L183 95H185V92H183L184 90H186L187 89V91L191 88H189V84L192 86V85H194L192 88H195V90L197 89L196 87H198V86H200L201 88H200V90L202 91V94H201V91L199 90V87H198V92H199V96H198V99H199V101H197V105L199 106V104H200V102H201V104H204V105H202V106H204V107H202L203 108V110L204 111H206L207 112V110L209 109L208 108V106L210 107V105L207 103V102H205V100L206 101H208L207 99H204L205 98V96H206V94H207V88H206V86H205V84H209V85H211V89L213 90L214 89V91L212 92V98L211 99H213L215 96V94L214 93H216L215 92V88L217 87V86H220L219 84L221 83V86H220V88H221V90H222V88H224L223 86H226L227 87V85H229V82H233V84H230V86L232 87V85H236V84H234V77H232L233 78V80H231V78H229V80H228V74L230 73V68H229V66H232V64H233V62H235L236 61V59H237V57H238V55H240V57H242V56H249V58H247V57H245L244 58V60H246V65H244L243 66V64H241L243 67H244V69L242 68V66H241V68H239V70L237 71V76H236V78H237V80L236 81H240V83H239V85H238V87H237V91H235L236 92V94H237V96L239 95V96H242L241 97V99L243 98V96L245 97V96H247V97H245V98H248L249 99V97H248V94H249V96H252L254 93H253V91L254 92H256V90H257V87H258V85H259V80L256 82V80L258 79V77H259V74L261 73V71H260V69L259 68H257L258 70H259V72H258V70L256 69V68H253V67H255V65L256 64H254V63H252V61L253 62H255V58L254 57H250V54H251V56H252V54H253V51H254V53L256 52V50H260V48H261V46H263L262 48H264V43L262 42V41H260L259 42V40H257V39H255V38H250V42H251V44H250V42H249V38L248 37H250L249 36V34H251V36L252 35H254L253 33H255V35H256V31L253 29L255 26H254V24L256 25V28L255 29H257V23H254V21L256 22V19L257 18H255V17H259L260 16V13L262 12H264V10L263 9H261V10H263V11H261V12H259V10L258 9H255V10H250V11H252L251 13L249 12V9L245 6L244 8L246 9V10H248V11H246L245 12V10H244V8H242L241 10H244V12L242 11V13H244V14H241V12H240V14L243 16H245V17H248V13H249V15L251 16V18H252V14H253V19H249L250 21H253L251 24H250V27H248V28H251V31H250V29L248 30V28H247V30L248 31H250V33L248 32V31H245L246 30V27H244L242 24H244L245 22H247V21H249L248 20V18H250V16L248 17V18H246L247 19V21H243L244 23H242V24H240V22L239 21H237V24H236V20L235 19H238V17H236L237 15V13H238V11L236 10V12H234V10L232 11V9H231V11H230V9H226L227 10V12H226V14H228V16L224 13V14H221V15H223L222 17L225 19V17H224V15H226V19L224 20V22L225 21H227V19H228V21L229 22H222L221 21V19H220V21L221 22H219V20H217V21H214V20H216V18H218L217 16H219V14H215V13H217V12H223V11H226L225 10V8L224 7H218L219 9H221L220 11H217L218 9H217V7L216 8H214V10H216V11H214L212 8V10H213V14H215L216 15V17L213 15V14H211L212 16H214L215 17V19L214 20H212L213 18H211L212 16L211 15H209L210 17H208V20H209V18H211V20H209L211 23H212V25H214V22L216 23H220L219 24V26L221 25V23H222V25L221 26H223V28L221 29V28H219L218 26H215V25H218V24H215L214 26L216 27V28H214L211 24H209V22H208V20H207V14H206V12H207V10L206 9H210V8H205V10L203 9V7L201 6V1L200 0H195V3H196V5H195V3L193 4V2H194V0H192V1H190L191 3H189ZM198 1H200V2H198L199 4H200V6H199V4L197 3ZM191 5H195V7H196V9H195V7L194 6H192V9H191ZM188 5H186L185 7H187ZM202 7V8H201ZM222 8H223V10H222ZM182 9V8H181ZM203 9V10H202ZM210 9V11H208L207 13L208 14H210V12L212 13V10ZM230 11V13H228L229 11ZM258 10V11H257ZM256 13H259V16L257 15L256 16V14L254 15V12ZM181 12L179 13L180 15H181ZM232 12V13H231ZM233 12L235 13V15L233 16V18H232V15H230V14H233ZM196 13V14H195ZM200 13V14H199ZM183 14L181 15L182 17H183ZM203 15V18L202 19H205L204 17H206V21H204L205 22V24H207V22H208V24L210 25H204V23H202L203 25H202V27H201V21L202 20H200L201 18H200V16H202ZM264 14V13H263ZM115 16V18H114V16ZM119 15H121V14H119ZM198 15H200L199 17H198V20H197V17L196 16ZM221 15L219 16V18L221 17ZM105 16V15H104ZM229 16L231 17V20L233 21L232 23L233 24H236V25H240V27L239 26H235V25H233L231 22H230V20H229ZM255 16V17H254ZM261 16L264 18V15H262L261 14ZM260 16V17H261ZM118 17V18H117ZM195 17H196V21H195ZM228 17V18H227ZM245 17H242V20H244L245 19ZM60 18V19H59ZM63 18V17H62ZM235 18V19H234ZM255 18V19H254ZM117 19H119V20H117ZM128 19V20H127ZM61 20V21H60ZM117 20V21H116ZM122 21V23H126V22H128V24L127 25H125V24H122L121 25V21ZM57 21V22H56ZM200 23H199V22ZM202 21V22H203ZM60 22V23H59ZM65 22V21H64ZM136 22V23H135ZM193 22V23H192ZM197 22V23H196ZM235 22V23H234ZM102 23V22H101ZM140 23V24H139ZM187 23V24H186ZM194 23H196L197 25H194ZM199 23V24H198ZM226 23H228V24H226ZM229 23H230V25H229ZM239 23V24H238ZM64 26V29H63V27H62V25ZM67 24H69V23H67ZM71 24V23H70ZM147 25V27H149V28H146V25ZM224 24V25H223ZM231 24H232V26H231ZM247 25H249V23L247 22L246 23ZM59 25H60V27H59ZM97 25H99L100 27H98ZM113 25V26H112ZM145 25V26H144ZM190 27V29L191 28H193V30H191L192 32H193V34H192V32L190 31V29L187 27ZM193 25V26H192ZM247 25H245V26H247ZM253 25V26H252ZM88 26V28H86ZM194 26L196 27V28H194ZM208 26V27H207ZM220 26V27H221ZM241 26H243V29H244V33L246 32H248L249 34H243V36H242V38H244V40H241V38L239 39V36L238 35H241L240 33H243V31L241 32L240 30H242V27ZM51 27H54L53 29L51 28ZM58 27V28H57ZM62 27V29H60ZM65 27L67 28V29H65ZM167 27V26H166ZM203 27H205V30H203V32H202V29H204ZM55 28H56V30L58 29V31H56L55 30ZM82 28H84V29H82ZM94 28H95V30H97L96 32H95V30H94ZM100 28V30H98ZM146 28V29H145ZM188 28V30H189V32H188V30L186 31V29ZM197 28L199 29V30H197ZM202 28V29H201ZM214 28V29H213ZM46 29H47V31H46ZM49 29V30H48ZM52 31H51V30ZM62 30V31H60V30ZM92 29H93V32L95 33V35L97 36V38H95L94 37V39L93 40H96L97 39V42H95V41H92V38H93V32H91L92 31ZM185 29V30H184ZM195 29V30H194ZM211 29H212V31H211ZM55 30V31H54ZM63 30L64 31H66L65 33H66V35H64V32H63ZM82 30H86V32H84L83 31V33H82ZM88 30V31H87ZM121 30H122V32H123V30H125L124 31V33L122 34V32H121ZM196 30H197V32H196ZM253 30V31H252ZM77 32V34H74V33H76ZM82 33L81 35H84V37L86 38L87 36H88V32H89V35L90 36H92L91 38H89L90 36H88L86 39H90V41L89 40H87L88 42H90V45H89V43H87L89 46H90V48H91V50L94 48V45H95V43H96V45H95V48H97L96 50H98V48H99V50L100 51H102V54H103V50H106V44H107V49H109V47H108V44H110L111 43V41H110V37L109 36H111V40H113L114 42H112V45L110 46V49L109 50H112L111 49V47L113 48V50H116V51H118L117 49L119 48V51H118V53H120L119 55L120 56H117L118 55V53L116 52V51H114V52H116V53H114V57L115 58H113L112 56H113V54H112V56L109 54V53H111V51H109V53H108V51H106V53L107 54H103V56H102V58L103 59H105L107 56L106 55H109L107 58H111V60H110V58H109V60H103V59H99L98 57H96L95 55H93V57H92V59L90 58L91 56H92V54L90 53V56L88 57V53L87 52H85V53H83L84 51H83V48L85 47V43H83V41L82 40H84V38L82 39V36H77V35H80V32ZM99 31H100V33H99ZM112 31V32H111ZM118 31H120V33L123 35L122 37H120V36H118L117 34H119V32L117 33ZM169 33H168V32ZM172 31V32H171ZM185 31V32H184ZM194 31H195V33H194ZM207 31V32H206ZM211 31V32H210ZM220 31H222V33L221 34H223V33H225V34H228V37H223V39L224 40H226L225 42H223L224 40L222 39L221 40V38H222V35L219 33ZM240 32L239 34H238V32ZM57 32H59V33H62L60 36L58 35V33ZM99 34H98V33ZM116 34H115V33ZM144 32V33H143ZM171 32V33H170ZM177 32V33H176ZM191 32V33H190ZM199 32V33H198ZM47 33H49V34H47ZM50 33H51V36H50ZM53 33H55V35L57 36V37H53ZM146 33V35L144 36V34ZM183 33V34H182ZM186 33H188V34H186ZM204 33V34H203ZM236 33L238 34V35H236ZM41 34V33H40ZM74 34V35H73ZM87 34V35H86ZM92 34V35H91ZM106 34H107V36H106ZM114 34V35H113ZM143 34V35H142ZM169 34V35H168ZM191 34V36L190 37H188V35H190ZM194 34H195V36H194ZM197 34V35H196ZM200 34V36L198 37V35ZM225 34H223V35H225ZM54 35V36H55ZM68 35V36H67ZM76 35V36H75ZM128 35V36H127ZM183 36V38H184V35H185V38H186V40L189 42L187 45H184L182 42H181V37ZM196 37L195 39H194V37ZM255 35H254V37H255ZM48 36V37H47ZM63 36V37H62ZM65 36H67V38L65 37ZM141 36H143V37H141ZM50 37H52V38H54L56 41H54V39L52 40V38H50ZM58 37H60V38H58ZM65 37V38H64ZM73 37H75V38H73ZM106 37V38H105ZM109 37V38H108ZM113 37H115V38H113ZM122 38L121 40H120V38ZM141 37V38H140ZM192 37V38H191ZM238 37V38H237ZM246 37V38H245ZM57 38V39H56ZM81 38V39H80ZM108 38V39H107ZM143 38V39H142ZM169 38H171L170 40H169ZM180 38V42H181V44H183V45H181L180 44V42L179 43H177V40ZM188 38H190L189 40H188ZM198 38V39H197ZM248 38V39H247ZM50 39V40H49ZM104 39H105V41H104ZM114 39H116L117 41H115ZM192 39H194V40H196L197 39V41H195V44L194 43H192ZM248 40V41H246V40ZM255 39V41H253ZM49 40V41H48ZM62 40H64V41H66V44H69V45H66L65 44V42L63 43V44H65V46L64 45H62ZM118 40H119V42H118ZM128 40V41H127ZM173 41V43H172V41ZM39 41L41 42V40H38V44H39ZM82 41V42H81ZM86 41V40H85ZM84 41V42H85ZM99 41V42H98ZM110 41V42H109ZM140 41H141V43L143 44H141L140 43ZM168 41V42H167ZM171 41V42H170ZM176 41V42H175ZM256 41H258L259 43H258V45H257V42ZM79 42V43H78ZM92 42V43H91ZM95 42V43H94ZM102 42V43H101ZM117 42V43H116ZM125 42V43H124ZM171 43L172 45L174 44V46H173V48H171L172 47V45L171 44H168V43ZM175 42V43H174ZM194 42V41H193ZM197 42V43H196ZM256 42V43H255ZM42 43V45H44L45 43H44V41H42L41 42ZM59 43V44H60ZM73 43V44H72ZM80 43H83L84 45H82V44H80ZM99 43H100V46H99ZM113 43H114V45L115 44H117V45H115V46H117V48L115 47V46H113ZM119 43V44H118ZM145 43V44H144ZM214 43L216 44V48H217V45H218V48L219 49H221V52H220V50H215L214 51V49H216L215 48V46L214 47H212L213 45H214ZM245 43H249L248 45L246 44L245 45ZM254 43V44H253ZM37 44V45H38ZM57 44H58V42L56 43V45L55 44H51L52 46H53V48H54V45H55V47L57 48L58 46H57ZM78 44V45H77ZM80 44V45H79ZM92 44H93V48H92ZM122 44H126V45H122ZM140 44H141V46H140ZM175 44L177 45L176 46V48H175ZM180 46H179V45ZM189 44H191L190 46H189ZM32 44H30L29 46H31ZM46 46H47V49H49L48 48V45L47 44H45ZM51 45H50V48H52L51 47ZM99 46V47H96V46ZM121 45V46H120ZM145 45V46H144ZM212 45V46H211ZM252 45V46H251ZM254 45V46H253ZM256 45V46H255ZM259 45H261V46H259ZM80 46H82V48L80 47ZM89 46H87V47H89ZM166 46V47H165ZM167 46L168 47H170L169 49L167 48ZM179 46V47H178ZM182 46H184L185 47V49H184V47H182ZM196 46V47H195ZM259 46V47H258ZM44 47V46H43ZM71 47V46H70ZM87 47H85L84 49H87ZM145 47V48H144ZM163 47V46H162ZM191 49V52H190V49ZM194 47V48H193ZM209 47H212V49L210 48L209 49ZM222 47V48H221ZM223 47H225V48H223ZM250 48V50H249V48ZM252 47V48H251ZM17 45H16V42L15 41H11L9 44H7V45H5L4 46V49H6V51H7V53L5 54V60H0V72H3V71H9V69H10V67H12V65H13V67H16L17 66V68H19L18 67V64H19V62H18V57H19V54L17 55V53H19V51L17 52ZM26 48H28V46L26 47ZM38 48V47H37ZM56 48L55 49H51L52 51H54V50H56ZM75 48H77L76 49V51H74L75 50ZM80 48V49H79ZM124 51H122L121 49ZM139 50H138V49ZM142 48V49H141ZM167 48V50H169L168 52H166L165 53V49ZM179 48L181 49H183V50H180V53H179ZM217 48V49H218ZM254 48H255V50H254ZM261 48V49H262ZM3 49V50H4ZM19 49V48H18ZM59 49V48H58ZM175 50L174 52H171L172 50ZM210 51H209V50ZM222 49H224V53H225V50H226V53H225V55H227V56H224L223 54H219V52L220 53H222ZM247 49H248V51H247ZM252 49V50H251ZM20 50V49H19ZM31 50V49H30ZM30 50H29V52H30ZM60 51H58V52H60V53H62V55L60 54V55H58V57L56 56L55 58L57 59V61H59L60 60V62H61V60H62V56H63V59H65V56L67 55H65V53H64V55H63V51L61 50V49H59ZM78 50V51H77ZM83 51L82 53H81V51ZM87 50H89V49H87ZM86 50V51H87ZM90 50V51H91ZM98 50V52L100 53V51ZM138 50V51H137ZM142 50V51H141ZM186 50V51H185ZM187 50H188V53H190V55H188V53H187ZM38 51V50H37ZM57 51V50H56ZM62 51V52H61ZM94 51V50H93ZM92 51V52H93ZM137 51V52H136ZM143 53H141V52ZM178 51V52H177ZM185 52V54H184V52ZM207 51V52H206ZM214 51V52H213ZM219 51V52H218ZM251 51H252V53H251ZM264 52V49L263 50H260L259 52ZM32 52V51H31ZM30 52V53H31ZM39 52L40 51H38L36 54H39ZM65 52V51H64ZM78 52H80V53H78ZM105 52V51H104ZM113 52V51H112ZM170 52H171V54H170ZM181 52L184 54V56H182L181 55ZM211 52V53H210ZM218 53L217 55H219V58L218 57H216L215 55H216V53ZM227 52H229V53H227ZM258 52V51H257ZM256 53V54H259V56L258 55H256V54H254V56H258L257 58L259 59L260 57H261V55H260V53ZM262 52H261V54H262ZM30 53H28V54H30ZM67 53V52H66ZM78 53V54H77ZM138 53V54H137ZM141 53V54H140ZM145 53H146V55H145ZM167 53H169L170 55H167ZM206 53H209V54H206ZM215 54L214 56L216 57V59L214 60V56L212 55V54ZM234 55H233V54ZM83 54H84V56L85 57H83V59H85L84 61H85V63H83L82 64V61H83V59H82V56H83ZM101 54V53H100ZM140 54V55H139ZM179 54V55H178ZM187 54V55H186ZM236 54V55H235ZM243 54V55H242ZM34 57H36V59H37V61L38 60H40L39 62H41V64L44 62L45 63V65H44V63L41 65V66H43L44 68H47L48 66H46V65H49L50 64V66H52V64L50 63V61H52L51 60V56L49 55H47V58H48V61H49V63H48V61L46 62V57L44 56V59H45V61H44V59L42 58L41 59V57H40V55H34V54H32ZM79 55V56H78ZM125 55V56H124ZM180 55H181V57H180ZM208 55H210V56H212L213 58H212V60H213V62H211L210 60H211V57L210 56H208ZM224 57H222V56ZM230 55H231V57H230ZM242 55V56H241ZM32 56V57H33ZM38 56V57H37ZM59 56H60V58H59ZM76 56V58H74ZM77 56H78V59H77ZM106 56V57H105ZM117 56V57H116ZM167 56H168V58H167ZM172 56V57H171ZM232 56H236V57H232ZM73 59H72V58ZM100 58H101V56H99ZM128 57L130 58V59H128ZM182 57L184 58L183 60H182ZM189 57V58H188ZM209 57V58H208ZM221 57H222V59H221ZM95 58V59H94ZM96 58H98L99 60H101V63L98 61V60H96ZM106 58V59H107ZM175 58V59H174ZM176 58H178V62L176 61ZM179 58H180V61H179ZM187 58H188V60H187ZM209 60H208V59ZM230 58H232L233 59V61H232V59H230ZM239 58V57H238ZM251 58H252V60H251ZM71 59V60H70ZM77 59V60H76ZM80 59H82V60H80ZM88 61H87V60ZM94 59V60H93ZM147 59V60H146ZM171 59V60H170ZM174 59V60H173ZM186 59V60H185ZM248 59V60H247ZM76 60V61H75ZM103 60V61H102ZM126 60V61H125ZM127 60H130V61H127ZM146 60V61H145ZM165 60V61H164ZM171 61V64H170V61ZM190 60H191V62H190ZM218 60V61H217ZM220 60H222V62L220 61ZM229 60V61H228ZM230 60H231V62H230ZM243 60V58H242V62H244V64H245V61ZM257 60V59H256ZM36 61V60H35ZM63 61V60H62ZM93 61V62H92ZM110 61V62H109ZM117 61V62H116ZM149 61V62H148ZM168 61V62H167ZM173 61V62H172ZM183 61V63L185 62V63H192L191 65L190 64H183V63H181ZM38 62V64H40ZM60 62H57V64L59 65V63ZM67 62V63H68ZM74 62V63H73ZM102 62H103V65H102ZM107 62V63H106ZM129 62V63H128ZM147 62V63H146ZM180 62V63H179ZM220 62H221V64H224L223 66H221V64H220ZM65 63H66V59H65ZM94 63V64H93ZM105 63V64H104ZM118 63V64H117ZM131 63V64H130ZM146 63V64H145ZM176 63H178V64H180V65H178L177 66V64H176V66H175V64ZM227 63H229L228 65V68H227V65H225V64H227ZM230 63H231V65H230ZM37 64V63H36ZM37 64V65H38ZM62 63H60V65H61ZM77 64H78V66H77ZM86 64V65H85ZM130 64V65H129ZM182 64V65H181ZM235 64V63H234ZM73 66V67H71V66ZM81 65H84V67H82L81 68ZM129 67H128V66ZM145 65H146V67H145ZM171 65V66H170ZM173 65V66H172ZM185 65V67H182V66H184ZM190 65V66H189ZM219 65V66H218ZM38 66H40V65H38ZM49 66V67H50ZM66 66H68V65H66ZM100 66V67H99ZM172 67V68H174V67H176V71H172V68H170V67ZM187 66V67H186ZM216 66H217V68L218 67H220L219 68V71L217 70V68H216ZM55 67V66H54ZM54 67L52 66V68H51V70L53 71V76L55 75V77L54 78H60V80H61V78H63V77H66V74L64 73V72H62L61 73V68L60 67H56V69H54ZM75 67V70L73 69ZM79 67H80V70H79ZM125 67V68H124ZM130 67H131V69H130ZM177 67L179 68V69H177ZM224 67V68H223ZM225 67H226V70L225 71H221V69H225ZM233 67H234V65H233ZM60 68V69H59ZM72 68V69H71ZM90 70L89 71H91L92 70V68H90V67H88ZM109 68H112V69H110V70H105V69H109ZM128 68V69H127ZM146 68H147V70L148 71H146ZM188 68H190V69H188ZM232 68V67H231ZM246 68V69H245ZM14 69H16V68H13V70ZM78 71H77V70ZM118 69V70H117ZM126 69V70H125ZM175 69V68H174ZM214 69H216V70H214ZM229 71H228V70ZM255 69H256V71H255ZM17 70V69H16ZM19 70V69H18ZM17 70V71H18ZM49 71V73H51L52 71ZM72 70H74V71H77V72H74V73H72L73 71ZM131 70V71H130ZM138 70V71H137ZM21 72H23V73H21V74H24V71L21 69L20 70ZM128 71V72H127ZM232 71V70H231ZM241 71V72H240ZM245 73H244V72ZM95 72V68H94V70H92V72H91V74L92 75H96V74H93ZM127 72V73H126ZM148 72V73H147ZM152 72V73H151ZM163 72H165V74L163 73ZM235 72H236V70H235ZM234 72V73H235ZM250 74H249V73ZM48 73V74H49ZM65 74V76L63 75H61V74ZM77 73H79V74H77V76L75 77V75ZM149 74V75H147V74ZM153 73H154V75H153ZM234 73H232V74H234ZM242 73H244V74H242ZM259 73V74H258ZM75 74V75H74ZM246 74H249L248 76H246ZM51 75H52V73L50 74V78H51ZM74 76L75 78L73 79V77L72 76ZM131 75V76H130ZM141 75V76H140ZM158 75H159V77H158ZM231 74H229V76H230ZM255 75H257V77L255 78ZM62 76V77H61ZM97 76V75H96ZM137 76V77H136ZM139 76V77H138ZM143 76V77H142ZM148 78H147V77ZM149 76H154V78L153 77H149ZM161 76V77H160ZM163 76V77H162ZM260 76H261V74H260ZM144 77H146V79L144 78ZM241 77V78H240ZM136 78V79H135ZM160 80H159V79ZM240 78V79H239ZM260 78V77H259ZM65 78H64V80H66ZM143 79L144 80H146V81H143ZM150 79V80H149ZM63 80V79H62ZM63 80V81H64ZM140 80V81H139ZM158 81V82H156V86L154 85H151V84H154V81ZM136 81V83H134V82ZM138 81V82H137ZM141 81H143L142 82V84H144V85H142L141 84ZM148 81V82H147ZM151 81H153L152 83H151ZM224 81H226V82H224ZM235 81V82H236ZM147 82V83H146ZM207 82V83H206ZM218 82H220L218 85H217V83ZM224 82V83H223ZM38 83H41L40 81H38ZM139 83H140V85H139ZM163 83V84H162ZM222 83H223V85H222ZM257 83H258V85H257ZM126 84V85H127ZM131 84H133V85H131ZM137 84V85H136ZM145 84H147L148 86H146ZM162 86H161V85ZM199 84V85H198ZM225 84V85H224ZM131 85V86H130ZM195 85H196V87H195ZM217 85V86H216ZM257 85V86H256ZM56 86V87H55ZM54 87V89L56 90V91H58V86L57 85H55ZM122 86V85H121ZM121 86H118V87H115V89L113 88L112 90H111V92H117V94L116 95H119L120 94V92H121V89H126V90H128L126 87H125V84L121 87ZM136 86V87H135ZM144 86V87H143ZM214 86H216L215 88H213ZM230 86H228V89H229V87ZM233 86V87H234ZM121 87V88H120ZM124 87V88H123ZM138 87H141V88H139V91L137 90L138 89ZM142 87L144 88L143 90H142ZM146 87V88H145ZM154 87V88H153ZM158 87V90L156 89ZM159 87H160V89H159ZM165 89H164V88ZM168 87V88H167ZM170 87V88H169ZM225 87V88H226ZM118 88V89H117ZM149 88V89H148ZM162 88V89H161ZM166 88H167V90H166ZM235 88V89H234ZM233 89L234 90H236V87H234ZM255 88V89H254ZM43 89V88H42ZM40 90L39 91V94H41L40 96H42V94L44 93V92H46V91H43V90H47L46 88H44L43 90ZM120 89V90H119ZM141 89V90H140ZM150 89H152V90H150ZM154 89V90H153ZM155 89L157 90V91H155ZM165 91H164V90ZM169 89H172V92H170L169 93V91H171V90H169ZM217 89H218V87H217ZM216 89V90H217ZM227 89V90H228ZM232 88H230L229 90H231ZM232 89V90H233ZM115 90V91H114ZM120 92H119V91ZM228 90V91H229ZM232 90H231V92L230 93H232L233 95L232 96H234V94H235V92H234V90H233V92H232ZM250 90V91H249ZM43 91V92H42ZM129 91V90H128ZM149 91V92H148ZM150 91L152 92V93H150ZM178 92L179 93V98L177 97V94H176V92ZM223 91V90H222ZM159 93L158 94V96H157V94H155V96H157L158 98H155V96H153V94L154 93ZM166 92V93H165ZM180 92H182V96H181V93ZM195 92V91H194ZM198 92H197V94H198ZM112 93V94H113ZM123 93V95L122 96H124V90H123V92H121V94ZM163 93V94H162ZM170 95V97H169V95ZM218 93V92H217ZM247 93V94H246ZM251 93H252V95H251ZM38 94V95H39ZM45 95H43V97L45 96L46 97V93H44ZM160 94H162L161 96H160ZM165 94H167V95H165ZM174 94V95H173ZM176 94V95H175ZM186 94H188V92L186 93ZM205 94V95H204ZM221 94V93H220ZM220 94L218 95V94H216V97L217 98H215V99H213V100H216L215 102L213 101V100H211L214 104H221L220 102H221V99H219V98H221L222 97V95H221V97H220ZM235 94V95H236ZM114 95H115V93H114ZM115 95V98L117 97ZM149 95H151V96H153V97H151L150 96V98H153V100L152 99H150V98H148L149 97ZM173 95V96H172ZM204 95V96H203ZM218 95V96H217ZM47 96H49L50 97V94L49 95H47ZM70 96V95H69ZM109 98H107V102L109 103V101H110V103H113V101H114V103H115V100L114 99H112V97H113V95L111 96V94H109ZM120 96V95H119ZM118 96V97H119ZM122 96H120L119 98L120 99H118V100H120V102H123V101H121V99L123 98ZM139 96V97H138ZM146 96H147V98H146ZM160 96V97H159ZM174 96H176L175 98H174ZM181 96V97H180ZM214 96V97H213ZM238 96V97H239ZM117 97V98H118ZM166 97V98H165ZM172 97V98H171ZM183 97V98H182ZM219 97V98H218ZM235 97V96H234ZM46 98H48V97H46ZM114 98V97H113ZM156 100H155V99ZM182 99L181 100V102H180V100L179 99ZM237 98V97H236ZM235 98V99H236ZM245 98H243L242 99V101H241V99L240 98H238V100L237 101H241V102H245L246 100L248 101V99H246L245 100ZM8 99L9 98H7V101H8ZM49 99V98H48ZM138 99V100H137ZM162 99V100H161ZM165 99H166V101H165ZM174 99V100H173ZM176 99H178V100H176ZM204 99V101H202ZM87 99H85L84 100V107L82 106V108H86V110H88L87 109V107H85V104H86V101ZM117 100V101H118ZM146 100V101H145ZM160 100V101H159ZM165 101V104H164V101ZM234 100V99H233ZM235 100V101H236ZM160 102V103H163V105L161 106V105H159V107L161 106V108H158L157 109V111H159L158 112V114L156 115V113L154 114V111L155 110H153V108H151L152 106L154 107V103L150 106V104L151 103H149V102ZM172 101V102H171ZM173 101H174V103H173ZM187 101V102H186ZM246 101V102H247ZM79 101H74V105H73V107L75 108V107H77L76 105H79V103H78ZM120 102L119 103H115L114 104V106L116 107V106H118L119 107V104H120ZM145 102H147V103H145ZM185 102L186 103H188V104H185ZM217 102V103H216ZM108 103H106L107 105H108ZM109 103V104H110ZM138 105H137V104ZM167 103V104H166ZM168 103L170 104V108H171V110H170V108L169 109H167V107H169V105H168ZM57 104L59 105V102H57ZM87 104H88V102H87ZM117 104V105H116ZM148 104V105H147ZM200 104V105H201ZM208 106H207V105ZM168 105V106H167ZM87 106V105H86ZM89 106V105H88ZM134 106V107H133ZM138 106V107H137ZM155 106H156V103H155ZM165 106V107H164ZM174 106V108H172ZM176 106V107H175ZM223 106V105H222ZM117 107V109H119ZM137 109H136V108ZM220 107V106H219ZM82 108H81V111H84L85 109H83L82 110ZM99 108L101 109V106H99ZM129 108H132V110L130 109V111L128 110ZM139 108V109H138ZM208 108V109H207ZM20 108H18V113H21L20 112V110H19ZM168 111H170V112H168ZM176 109H177V111H176ZM207 109V110H206ZM137 110H139V111H137ZM210 110V109H209ZM129 111V112H128ZM176 111V112H175ZM128 112V113H127ZM156 112V111H155ZM209 112H211V110L209 111ZM208 112V114L207 115H210V113ZM85 113H88V112H86V111H84V114H83V112L82 113H79V114H76L75 115V117H77L76 119H75V117H73V118H68V117H66V119H67V121H66V119L65 118H63L62 117V119H63V122L65 123H68V124H66L65 123V125H66V127H65V129L67 128L68 129V127H72V125L74 126V125H76L75 126V128H78V127H80V125L79 124H81V122H83V121H81V122H77V124H76V120L80 117L81 118V114H83V115H85ZM115 112H113V114H114ZM129 113H132V114H129ZM212 113V112H211ZM91 114V115H90ZM90 114H88L89 116H90V119H91V117H93L91 120H93V119H95L96 120V126L100 129L101 127H102V125H103V122H105V120H103V119H105V117H104V115L102 116V117H104V118H101V116L99 117V115H96V113L94 114V113H90ZM125 114V115H124ZM177 115L178 116V118H177V116H172V115ZM79 115V116H78ZM87 114H86V116H88ZM65 116V115H64ZM88 116V117H89ZM117 115H116V113H115V115H113V116H111L112 117V119L107 123V125H105V126H107V128L106 127H104L103 129H106V132H108V130L110 131V132H108V134L109 135H112V134H114L115 132H116V130H114L113 131V129L115 128V124H116V122H117V117H116ZM130 116V117H129ZM134 116V118L132 119V117ZM86 118V120L87 119H89V118ZM136 117V118H135ZM181 118V119H180ZM65 119V120H64ZM134 120V121H132V120ZM58 120L59 121H62L60 118H58ZM74 120V121H73ZM69 121V122H68ZM80 121V120H79ZM87 121H89L90 122V120H87ZM151 121H153V124H156V125H152V124H150L151 123ZM49 122V124L50 125H52L51 124V122L50 121H48ZM47 122V123H48ZM86 122V121H85ZM89 122H87V125H89L90 123ZM134 122V123H133ZM181 122V121H180ZM236 122V123H235ZM233 124V128H234V130H236V129H240L241 128V125L239 126V124H240V121H235ZM75 123V124H74ZM49 124H47V131L45 130V132H48V129H49V132L51 131L50 129V127H52V126H49V128H48V125ZM63 124V123H62ZM83 124V123H82ZM86 124V123H85ZM148 124L151 126V127H149L148 126ZM64 125V126H65ZM79 125V126H78ZM236 125V126H235ZM235 126V127H234ZM240 127V128H238V127ZM70 127V128H71ZM119 127H121V129H119ZM148 127V128H147ZM68 129V133L69 134H72L73 133V129L72 128H74V127H72L71 129ZM146 128L148 129V131L146 130ZM149 128L151 129V130H149ZM66 129V130H67ZM108 129V130H107ZM111 130H112V132H111ZM144 130V131H143ZM145 130H146V132H145ZM158 130V131H157ZM44 132V133H45ZM48 132V133H49ZM72 132V133H71ZM125 132V133H126ZM42 133V132H41ZM43 133V134H44ZM128 133H126V134H128ZM144 133V134H143ZM135 134H134V138H133V140L135 139V140H139V139H137V137H135ZM133 135V134H132ZM42 138H44V137H42ZM147 137H144V139H146ZM44 139H46V137L44 138ZM51 138L49 137V141H47V139L46 140H44V141H47L48 142V144L51 142V140H50ZM148 140V142H149V139H151V137L149 138V136H148V138H147ZM162 139V140H161ZM42 140V139H41ZM56 139H54V141H55ZM134 140V141H135ZM153 140V139H152ZM164 140V141H163ZM240 140V139H239ZM54 141H52V147H57L59 144H61V141H59V140H56V141H59V144H58V142H56V144H55V142ZM134 141H133V143H134ZM141 141V140H140ZM151 141V140H150ZM153 141H155V139L153 140ZM153 141H151L152 142V144H155V142H153ZM53 142H54V145H53ZM136 142V141H135ZM150 142V143H151ZM233 142V143H232ZM231 142V144H230V146L232 147V149L234 150H231V151H233V153H232V157L234 156V154H237V153H241V152H243V151H246V150H248L247 152L248 153H246V152H243L244 154H242L243 155V157H248L249 158V163H248V165H247V162L246 161H248L247 159L248 158H246V161H243L244 159L242 158V164H243V162H244V165H242V164H240V165H242V169L244 168H246L247 166L249 167V168H246L247 169V171H245L244 169H243V171L242 172H246V174L245 175H247V172H248V174L249 173H253V169L256 167V166H254V165H256L254 162H252V161H250L251 159H252V156H253V152H252V146H250V145H252L251 143L250 144H247L248 145V147L250 146V147H252V148H250V149H248L247 147H245V146H247L245 143H244V141H243V143H242V146H241V144L238 142V144H239V146L241 147H239L238 146V144L236 143V139H235V141H232ZM40 143H43V140L40 142ZM63 143V142H62ZM46 144V145H45ZM43 143V147H45V149H50L51 148V146H50V144L48 145L47 143ZM243 144H245V146L243 145ZM232 145H236L235 147L234 146H232ZM60 146H64V145H60ZM244 146V148L245 149H243L242 147ZM11 147H12V150L13 151H15L16 149H17V146H15V144L14 143H11ZM48 147V148H47ZM58 148V147H57ZM56 148V149H57ZM62 148L64 149V147H61V150H62ZM239 148V149H238ZM247 148V149H246ZM51 149H55V148H51ZM55 149V151L56 152H58L60 149H57L56 150ZM235 149H236V151H235ZM237 149H238V151H237ZM242 149V150H241ZM50 151V150H49ZM54 151V152H55ZM241 151V152H240ZM55 152V153H56ZM59 152H63V151H59ZM235 152V153H234ZM250 153L252 154V155H250ZM248 154V155H247ZM250 155V156H249ZM231 156H229L230 158H231ZM253 161H254V156H253V159H252ZM251 162H252V164H253V166H254V168H252L253 166H252V164H251ZM245 164H246V166H245ZM250 164V165H249ZM251 166V167H250ZM251 168V169H250ZM249 169V170H248ZM253 170V171H252ZM250 171V172H249ZM243 174V175H244ZM233 180V179H232ZM42 188H44V189H46L45 191L42 189ZM41 189H42V191L43 192H45V193H47L46 191L48 190V193H51V192H49V191H51V190H53L51 187L48 189V186L46 185V187H45V185H44V187L43 186H41V187H39V191L35 194V195H37V202H39L40 200H44V201H41V203H43V202H45L44 204L46 205V203L48 202V200L50 199V198H52L53 197V199L54 198H56V197H54L53 195V193H52V196L50 197L49 195H51V194H45V193H43L42 191H41ZM1 191V190H0ZM2 191H5V190H2ZM57 191V190H56ZM59 191V190H58ZM57 191V192H58ZM41 192V193H40ZM53 192V191H52ZM57 192H55L56 194H57ZM61 192V191H60ZM65 192V194H66V191L63 189V193ZM39 193H40V195H39ZM43 193V194H42ZM7 194H9L10 195V198L7 196ZM15 194V193H14ZM58 194H59V196H60V199H62L63 198V196H62V198H61V195H60V193L58 192ZM57 194V195H58ZM65 194H62V195H64V198L62 199V201H64L63 203H66V201H67V199H66V201L64 200L65 199ZM3 195H4V193H3ZM3 195L2 196H0V201H1V198L3 199L4 197H5V199H4V201H3V203H5V201H7L8 199L6 198V196L11 200V198H13L12 197V193L10 194V192H8V193H6L5 192V195H4V197H3ZM18 195V194H17ZM17 195H15V196H17ZM44 195H45V197H44ZM20 196V195H19ZM56 196V195H55ZM50 197V198H49ZM15 198V197H14ZM13 198V199H14ZM39 198H41L40 200H39ZM43 198V199H42ZM45 198V199H44ZM48 198V199H47ZM34 199H35V196H34ZM59 198L57 199L56 198V200H60ZM47 200V201H46ZM50 200H52V199H50ZM49 200V205H52L51 203V201ZM61 201V200H60ZM61 201V202H62ZM36 202V201H35ZM36 202V203H37ZM54 202V201H53ZM56 202V201H55ZM61 202H59V203H61ZM2 202H1V206H2V208H4L3 206H4V204H3ZM8 203L9 202H7L6 204H5V206L7 207V205H8ZM62 203V204H63ZM10 204V203H9ZM38 204V203H37ZM36 204V205H37ZM40 204V203H39ZM48 205V204H47ZM5 207V208H6ZM8 209H10V207H7V209H5V210H8ZM2 210V209H1ZM0 210V216H4V214L3 213H5L6 214V212L8 213V211H5V212H3L4 211V209L1 211ZM10 214H11V212H9ZM9 213L8 214H6V216H8L9 215ZM2 216V217H3ZM16 218V221H17V218L18 217H15ZM15 218H13V219H15ZM3 219V218H2ZM10 219V218H9ZM8 218L6 219L5 218V222L3 223V228L5 227V229H1L0 230V232H2V230H3V234L2 233H0V264L2 263V264H34V263H36L37 264V262L39 263V259H38V257L40 258V259H42L41 261H43L42 263H40V264H51L52 262V264H68L69 262H65L64 261V257L66 258V256L67 255H70V257L69 258H71V257H73L74 259H75V261H80V264L81 263H83V264H94V262L95 263H97V261L99 260V258L100 259H102V258H109V252L110 251H112L114 248H115V251L117 252H115L114 250V252L112 253V252H110V257L111 256H113V254L115 255V256H118V255H120V254H123L124 252V254H127L126 252H129V249H130V251H132L133 249H134V251L135 252H138V253H140V251H142V250H140V251H138L136 248H138V247H136V248H134V247H131V248H123V249H125L124 251L122 250V248H121V250H120V248L119 247H110V246H101V247H99L98 246V248L95 246V245H93V246H91L92 244H90V243H87V245H85V243H83V242H79V243H77V245L76 244H62V243H60L59 242V236L60 235H57L56 234V237L57 238H55V234H47V235H45V234H41L43 237H45L44 239H45V241H44V239H42L43 237L40 235V233L38 234V232L37 231H35V230H32V231H35V232H37V233H35V232H33L32 234L30 233V234H28V233H25V231L23 230H21V229H14V230H18V232H21L22 231V233L24 232L25 233V235L26 234H28L26 237H23V236H25L24 235V233H23V236L21 237V234L22 233H18V232H14V234L12 233L11 234V232H9V233H6V232H8V231H10V230H12L13 231V228L12 229H10L11 228V226L13 225V224H11V223H14V225H17V223L18 222H20L21 223V221L22 220H19V221H17V223H16V221H8L9 220ZM13 219H10V220H13ZM8 222H10V224L8 223ZM7 223V224H6ZM9 224V225H8ZM4 225H7V226H4ZM11 225V226H10ZM8 226H10V230L9 229H7V227ZM8 230V231H7ZM4 231H6L5 233L7 234L6 235V237H4L5 236V234H4ZM39 232H43V231H39ZM15 233H16V235H15ZM35 233V234H34ZM1 234H2V237H1ZM11 234V236H13L12 238H11V236H9ZM19 234V235H18ZM18 235V236H17ZM29 235L31 236L30 238H29ZM48 235H49V237H48ZM163 236L165 235V234H162ZM162 235H158V237H162ZM186 234H183V236L185 237V238H183V236L181 237L180 235V238L181 239H188V238H186V237H188L189 236V234H187V236H185ZM195 235V234H194ZM193 235V236H194ZM16 236V237H15ZM35 236V237H34ZM36 236H37V238H36ZM52 236H53V238L55 239H53L52 238ZM82 236V237H81ZM169 236H173V235H169ZM169 236L168 235H166L165 236V238L167 237V238H169ZM175 236V235H174ZM191 236H192V234H191ZM195 236H198V238H200V237H202L203 235H195ZM194 236V238H197V237H195ZM200 236V237H199ZM17 237H19L18 239H22V238H26L27 239V242H25V241H23L24 239H22V241L23 242H21V240H17ZM42 237V238H41ZM83 237L85 238V237H87V236H85V235H80V237L79 236H77L76 238H80L81 240L83 239ZM32 238V240L34 241L33 243L31 242L32 240H30V241H28V239H31ZM42 240H41V239ZM46 238H47V240H46ZM175 239H177L178 238V235H176L175 237H174ZM191 238V237H190ZM202 238H205L204 236L202 237ZM201 238V239H202ZM5 239H7L6 240V242H5ZM174 239V240H175ZM11 240H12V242H11ZM38 240V241H37ZM39 240L42 242H40V246L38 245V247H37V244H39ZM50 240H52V241H50ZM56 240H58V246H57V244L55 245V244H53V243H55V242H53V241H56ZM10 241V242H9ZM14 241V242H13ZM44 241V242H43ZM166 241V240H165ZM172 245H173V249L174 250H179V251H177L178 253H176V251H174L171 247H172V245L170 246V248H168L169 249V251L168 250H166L167 248H164V250H166V255H168V256H170L171 258H173V259H176V260H181V259H183L184 260V257H182L181 256V254L183 255V256H185V253H183V252H181V250L182 249H179L178 248V246L181 248V246H182V248H184L183 246H184V244H185V241H183V240H180V242L178 241L177 243L176 242H174L173 241V238H172ZM182 241V242H181ZM3 242V243H2ZM20 242H21V245H20ZM37 242V243H36ZM45 242H47L48 243V245L45 243ZM49 242H51L50 244H49ZM173 242L174 243H176V245H174L173 244ZM14 243V244H13ZM19 243V244H18ZM24 243L26 244V245H24ZM27 243L29 244L30 243V245H28V247H26L27 246ZM36 243V244H35ZM56 243H57V241H56ZM160 243V245H158V246H161V247H164V241H159V242H157V244H159ZM161 243H163V245H161ZM167 243V244H166ZM166 243H165V245L167 246H169V244L168 243H170V240H169V242L168 241H166ZM179 243H183V245L181 244H179ZM34 244V245H33ZM47 246H46V245ZM52 244V245H51ZM157 244H152V247H155V249L153 248V249H151V247H147V246H145V247H147V248H144V249H146V251L145 252H141V253H144V254H146L148 251V249H150L149 251H150V253L148 252L147 254H153V252H154V255H156V254H165L164 252L163 253H155V252H158V250H159V252H162V251H164L163 250V248H160V247H158L157 246ZM178 244V245H177ZM191 244V243H190ZM16 245V246H15ZM18 245H20V246H18ZM24 245V246H23ZM41 245H45L44 246V249H42L43 247L41 246ZM54 245V246H53ZM61 245V246H60ZM71 245H75V246H71ZM85 245V246H84ZM23 248H22V247ZM49 246V247H48ZM50 246H52V248L50 247ZM63 246V247H62ZM69 246V247H68ZM165 246V247H166ZM175 246V247H174ZM190 247L191 246H193V248L195 249V250H192V251H199V252H201V249L200 248H198V249H196V245H189ZM188 246V247H189ZM22 249H21V248ZM33 247H35V248H33ZM56 247H58V248H55ZM60 247H62V248H60ZM75 247V248H74ZM80 247V248H79ZM85 247V248H84ZM92 249H91V248ZM189 247V250H191L192 248H190ZM17 248V249H16ZM18 248H20V249H18ZM25 248V249H24ZM41 248V249H40ZM51 248V249H50ZM64 248V249H63ZM69 248V249H68ZM76 248H77V250H76ZM87 249V251L86 250H83L84 251V253L82 252V249ZM101 248H103L104 250V252H102V250H100ZM107 248H110V250L109 249H107ZM177 248V249H176ZM32 249V250H31ZM62 249V250H61ZM66 249V253L64 252V250ZM71 249V250H70ZM128 249V250H127ZM132 249V250H131ZM136 249V250H135ZM138 249H140V247L138 248ZM143 249V248H142ZM143 249V250H144ZM156 249H157V251H156ZM174 251V253L171 251ZM24 250V251H23ZM27 250H28V252H27ZM34 250V251H33ZM107 250V251H106ZM120 250V251H119ZM187 250V249H186ZM33 251V252H32ZM53 251V252H52ZM90 251V255H89V252ZM93 251V252H92ZM95 251V252H94ZM105 251H106V253H105ZM133 251V252H134ZM153 251V252H152ZM202 251H205V250H202ZM210 250H206V252H209ZM57 252V253H56ZM68 252H69V254H68ZM70 252H72V253H70ZM79 252V253H78ZM108 252V253H107ZM120 252V254H118ZM167 252H169V254H167ZM190 252V251H189ZM26 253V254H25ZM34 253V254H33ZM52 253V254H51ZM62 253V254H61ZM74 253V254H73ZM93 253V254H92ZM101 253V254H100ZM103 253V254H102ZM173 253V254H172ZM49 254V255H48ZM59 254V255H58ZM64 254V255H63ZM67 254V255H66ZM73 254V255H72ZM82 255V257H81V255ZM86 254H87V256H86ZM97 256H96V255ZM101 256H100V255ZM112 254V255H111ZM123 254V255H124ZM177 254V255H176ZM26 255V256H25ZM27 255H29V256H27ZM52 255H54V259L52 258L53 256ZM63 255V256H62ZM80 255V256H79ZM105 255H108V256H105ZM143 255V254H142ZM31 256V257H30ZM84 256V257H83ZM90 256H92V257H90ZM76 257V258H75ZM80 257V258H79ZM85 257L87 258V257H90V258H88V260L87 259H85ZM177 257H178V259H177ZM181 259H180V258ZM5 258V259H4ZM24 259V261H23V259ZM33 258V259H32ZM56 258V259H55ZM67 258H68V256H67ZM77 258H78V260H77ZM83 258V259H82ZM96 258V259H95ZM19 259V260H18ZM22 259V260H21ZM38 259V261H36ZM54 261H53V260ZM80 259V260H79ZM92 259V260H91ZM94 259V260H93ZM4 260V261H3ZM28 260H29V262H28ZM59 260V261H58ZM83 260V261H82ZM90 260H91V262H90ZM26 261V262H25ZM34 263H33V262ZM36 261V262H35ZM40 261V262H41ZM56 261V262H55ZM61 261L63 262V263H61ZM72 261H74V260H72ZM74 261V262H75ZM82 261V262H81ZM93 261V262H92ZM4 262V263H3ZM46 262V263H45ZM73 262V263H74ZM71 263V262H70ZM72 263V264H73ZM77 263V262H76ZM75 263V264H76ZM112 262H110L109 264H111ZM78 264V263H77Z\"/></svg>",
    "mask_w": 264,
    "mask_h": 264
}]
</instances>
